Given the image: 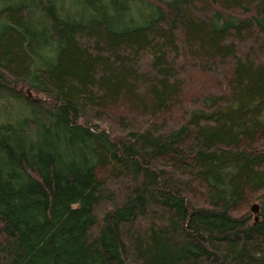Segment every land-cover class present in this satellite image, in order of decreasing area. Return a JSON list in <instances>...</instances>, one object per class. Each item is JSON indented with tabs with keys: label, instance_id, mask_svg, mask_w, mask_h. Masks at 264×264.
<instances>
[{
	"label": "trees",
	"instance_id": "16d2710c",
	"mask_svg": "<svg viewBox=\"0 0 264 264\" xmlns=\"http://www.w3.org/2000/svg\"><path fill=\"white\" fill-rule=\"evenodd\" d=\"M0 264H264V0H0Z\"/></svg>",
	"mask_w": 264,
	"mask_h": 264
},
{
	"label": "rangeland",
	"instance_id": "374dc122",
	"mask_svg": "<svg viewBox=\"0 0 264 264\" xmlns=\"http://www.w3.org/2000/svg\"><path fill=\"white\" fill-rule=\"evenodd\" d=\"M255 207L257 208V210H254ZM258 207H259V204L257 202H255V201L251 202V204L249 206V209L252 210V213L255 216L257 215Z\"/></svg>",
	"mask_w": 264,
	"mask_h": 264
},
{
	"label": "water",
	"instance_id": "95a60500",
	"mask_svg": "<svg viewBox=\"0 0 264 264\" xmlns=\"http://www.w3.org/2000/svg\"><path fill=\"white\" fill-rule=\"evenodd\" d=\"M254 210H257V208L255 207Z\"/></svg>",
	"mask_w": 264,
	"mask_h": 264
}]
</instances>
